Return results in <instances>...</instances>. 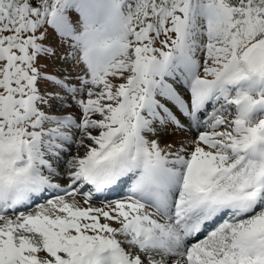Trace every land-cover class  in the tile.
Instances as JSON below:
<instances>
[{"label": "rangeland", "instance_id": "1", "mask_svg": "<svg viewBox=\"0 0 264 264\" xmlns=\"http://www.w3.org/2000/svg\"><path fill=\"white\" fill-rule=\"evenodd\" d=\"M90 1L93 12L67 3L59 29L45 22L21 35V50L10 47L14 59H0V161L8 178L46 173L56 192L63 191L0 215V264H108L115 251V264L135 258L162 264L158 253H171L179 240L172 205L184 199L190 207L187 183L199 191L213 181L215 195L227 196L253 180L258 168L242 151L255 136L259 116L242 111L264 109V80L251 79L238 59L251 42L264 38V3L254 11H232L222 0H179L130 36L122 34L117 5ZM56 8L55 3L54 13ZM2 24L0 19V35ZM28 54L29 65L23 62ZM165 61L173 67L165 69ZM27 96L34 104L23 115ZM205 99V125L193 130L190 111ZM242 101L243 110L234 112ZM127 130L137 136L127 144L146 152L147 176L140 164L112 197L86 195L73 179L104 152L102 139ZM160 133H171L170 140L160 143ZM238 133L241 139L227 140ZM92 138L99 143L87 142ZM33 162L37 166L29 172ZM154 163L159 173H152ZM134 185L142 191L132 193ZM252 220L256 228L264 225L257 223L264 220V203L212 236L210 244L232 239L241 248L235 235ZM145 228L155 232L157 245L146 244Z\"/></svg>", "mask_w": 264, "mask_h": 264}, {"label": "bare ground", "instance_id": "2", "mask_svg": "<svg viewBox=\"0 0 264 264\" xmlns=\"http://www.w3.org/2000/svg\"><path fill=\"white\" fill-rule=\"evenodd\" d=\"M204 96H203V98H204ZM202 101H204V100H202ZM203 116L204 115L201 114V116L196 118V120L194 122L195 126L193 129L198 130L199 128H201L205 125L204 121L206 119L204 120ZM210 116H212V115H210ZM196 124H199V125L197 126ZM202 124H204V125L202 126ZM125 131H126V129H125ZM125 131H124V133L123 132L121 133L122 136H121V134H118L119 136L116 135L117 137L113 140L102 139L103 143L100 145H103L105 147L104 152L100 151V152H98V154L93 155V158L90 161H93V159L96 158V159H98V160H95L96 163L100 162L102 165H105V166L112 165L114 167L122 168L128 159L129 152H131V151L135 152L137 150L136 146H134L132 148L131 145L127 144L128 140L133 141V139H135L137 137L136 133L133 134V132H131V131L129 132L128 130H127L128 132H125ZM126 133L127 134L129 133V136H127ZM170 136H171V133L161 134V136L159 137V142L163 143V142L167 141L168 139L170 140V138H169ZM238 138L239 139L242 138V135L239 133L234 136V139H232V137L229 136V138H227V140H231V141L235 142L238 140ZM224 139H226V138H224ZM88 141L99 143L98 139H93V138L87 139V142ZM79 144H84V142L81 143V141H80ZM140 148L142 149L143 147H140ZM146 148L144 147V149H146ZM146 157H147L146 152H144L142 150L140 152V159H141L140 163L143 165V168H145V171L147 169V164H148ZM31 166L33 168H35L37 165L35 162H33L31 164ZM144 175L147 176V171L144 172ZM152 177L153 176H151L150 178H152ZM246 178H247V175H246ZM247 181H248V184H245L242 188L245 191L248 190L249 188H251L250 177L247 178ZM6 182H7V176L1 170V161H0V192L9 190L8 189L9 187H8V185H6ZM190 184L191 183H187L185 188H188L187 189L188 192H193L192 191L193 186ZM141 187H143V184H141ZM22 188H24V187L22 186ZM134 189L135 188H131V190H134ZM10 191H12V190H10ZM207 193H208V197L211 199H214L215 197H221L222 195H224L222 193L219 195H215V191L209 190V189H207ZM98 197L102 198L103 196L98 195ZM223 198H225V197H222L219 199H223ZM262 222L264 223V220H262L260 222L258 221L257 223L261 224ZM256 225H257L256 222H254V220H252L246 224V227L243 229L242 232H240L239 236L235 235L236 236L235 239L237 241H240V240L242 241L241 248H238L239 246H234L233 240L231 239L229 241V244H228V242L222 243L221 247L218 246V244H216V246L211 245L210 249H208V250L203 248L202 244H201L200 249H197L192 254V256L190 254H188L187 257H191L192 260L194 261V263H196V264H254L255 262L247 263L248 261L240 258V256H247L249 259L252 257V256H250V253H252V252L245 249L244 244L246 241H249L251 239V237L253 235H255L256 233L262 234V231L260 230V228L264 225L261 224L262 226H260V228H256ZM218 243H220V242H218ZM223 244L225 245V248L223 247ZM183 248H184V244L179 240L175 244L174 248L171 249V253H166L167 251L166 252H163V251L159 252L158 254H161L159 257H162V258H160L162 260V264H186V259L183 260L184 257L181 258V256H180V258H177L176 260L174 259V255L176 256V254H183L186 252V250ZM194 248H196V246H194ZM168 251L170 252V250H168ZM126 262H127V260L125 261V263ZM126 264H140V259L135 258L134 260H132L131 262L129 261ZM146 264H152L151 260H148V262H146Z\"/></svg>", "mask_w": 264, "mask_h": 264}, {"label": "trees", "instance_id": "3", "mask_svg": "<svg viewBox=\"0 0 264 264\" xmlns=\"http://www.w3.org/2000/svg\"><path fill=\"white\" fill-rule=\"evenodd\" d=\"M0 0V19L3 21L2 32L0 35V46L10 45L13 49L16 43L21 41V35L31 30L24 24L23 14L20 11V3L25 2L28 5L38 7L39 14L43 9L48 8L50 13L44 18V22L50 23L54 28L59 29L62 26V8H64L69 0ZM120 5L123 23L126 27V33L132 35L135 30L145 26L147 18L159 16V12L166 11L172 8L175 1L179 0H114ZM223 4L234 10L247 6L254 11L263 6L264 0H222ZM56 3V12L52 11ZM2 9L7 10V14L2 12ZM59 15V18L56 17ZM56 17V19H54ZM42 23L36 21L34 24L35 30H39ZM29 41L33 43L34 38L30 33L27 34ZM32 38V41L30 40ZM20 44V43H19ZM35 48V44L33 43ZM29 54L25 58V63L30 64ZM36 72V70H35Z\"/></svg>", "mask_w": 264, "mask_h": 264}, {"label": "water", "instance_id": "4", "mask_svg": "<svg viewBox=\"0 0 264 264\" xmlns=\"http://www.w3.org/2000/svg\"><path fill=\"white\" fill-rule=\"evenodd\" d=\"M240 63L246 70L256 76H264V40H257L250 44L241 54ZM264 122L258 124L263 127Z\"/></svg>", "mask_w": 264, "mask_h": 264}]
</instances>
